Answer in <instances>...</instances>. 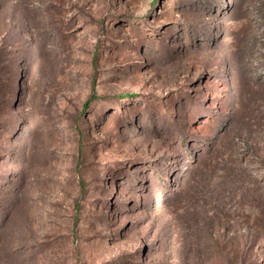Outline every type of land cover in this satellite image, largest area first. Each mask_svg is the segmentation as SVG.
Masks as SVG:
<instances>
[{
	"label": "rangeland",
	"instance_id": "rangeland-1",
	"mask_svg": "<svg viewBox=\"0 0 264 264\" xmlns=\"http://www.w3.org/2000/svg\"><path fill=\"white\" fill-rule=\"evenodd\" d=\"M0 264H264V0H0Z\"/></svg>",
	"mask_w": 264,
	"mask_h": 264
}]
</instances>
